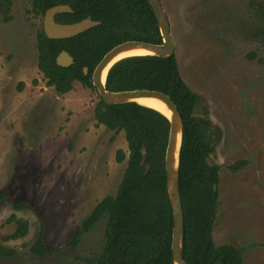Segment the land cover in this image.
<instances>
[{
    "label": "rangeland",
    "instance_id": "1",
    "mask_svg": "<svg viewBox=\"0 0 264 264\" xmlns=\"http://www.w3.org/2000/svg\"><path fill=\"white\" fill-rule=\"evenodd\" d=\"M182 79L200 97L195 115L220 134L211 156L220 168L216 247L264 264V0H161ZM0 242L21 264H86L105 245L107 216L86 222L119 192L129 161L125 133L98 127L100 96L80 82L60 95L39 70L43 17L32 0H0ZM11 20L6 22L5 19ZM25 84L22 92L19 85ZM126 154L119 163L117 152ZM246 161L233 173L229 167ZM24 202L27 209L15 211ZM15 215L29 223L24 238ZM45 232L47 254L31 247Z\"/></svg>",
    "mask_w": 264,
    "mask_h": 264
},
{
    "label": "trees",
    "instance_id": "2",
    "mask_svg": "<svg viewBox=\"0 0 264 264\" xmlns=\"http://www.w3.org/2000/svg\"><path fill=\"white\" fill-rule=\"evenodd\" d=\"M32 3L31 13L36 17H44L52 7L70 5L74 12L57 15V23L73 24L87 18L101 22L96 28L64 40H52L43 30L39 32V70L47 85L60 95L70 93L75 82L94 88V70L114 47L129 41L163 43L148 0H32ZM10 20V17L5 19L6 22ZM63 51L74 58V64L68 68L56 62ZM24 88L25 84L21 83L18 89L22 92ZM106 88L110 92L159 91L177 105L184 124L179 166L185 213L184 259L187 264H243L239 249L227 245L216 247L214 243L213 228L219 207V191L215 186L220 183V168L210 167L207 159L215 152L214 142H219L220 134L195 115L200 97L182 79L176 56L125 58L109 71ZM94 114L98 127L125 133L130 154L117 196L106 200L85 224V229H89L103 216L108 219L103 251L97 259L86 264H174L173 214L165 170L169 119L138 103L108 105L101 98ZM142 149L146 150L145 164H142ZM125 158V152L119 150L118 162H124ZM147 166H150L149 171ZM246 166L247 162L242 161L229 170L237 173ZM6 199V193H0V203ZM27 207L24 202L14 204L15 211ZM5 224L17 227L13 234L2 239L4 242L24 238L29 233V223L15 215ZM30 251L38 258L45 257L44 231ZM19 260V251L0 242V263L21 264Z\"/></svg>",
    "mask_w": 264,
    "mask_h": 264
},
{
    "label": "water",
    "instance_id": "3",
    "mask_svg": "<svg viewBox=\"0 0 264 264\" xmlns=\"http://www.w3.org/2000/svg\"><path fill=\"white\" fill-rule=\"evenodd\" d=\"M154 14L156 16L160 32L163 38L161 45L151 44L141 41H129L114 47L109 51L100 61L92 75L93 87L97 90L100 98L108 105H120L126 103H137L136 99L142 97H152L160 99L165 103L171 111V117H167L170 121V132L165 153V170L167 178V190L171 203L173 214V232H172V255L174 264H187L183 256V237L185 231V213L183 207V200L180 188V152L183 139V118L172 99L159 91L152 90H134L123 92H110L106 88V82L103 81V74L107 68L109 71L119 61L115 59L123 52L132 49H145L151 52L145 56H156L160 58H170L175 56L176 43L171 32L170 19L162 5L161 0H148ZM74 11L70 5H58L48 9L43 17V31L45 35L52 40H64L74 38L83 34L93 28L101 25L100 21H95L87 18L73 24L57 23L55 18L60 14H72ZM115 61V62H114ZM57 65L63 68H68L74 64V58L66 51H63L57 57ZM84 74H88V69H84ZM108 76V74H107ZM180 142L179 148L178 143ZM143 160L142 164L146 162V150L142 149ZM210 167H214L210 158L207 159ZM150 166H147L149 171ZM218 187L215 186V190ZM0 264H17L14 262H1Z\"/></svg>",
    "mask_w": 264,
    "mask_h": 264
},
{
    "label": "bare ground",
    "instance_id": "4",
    "mask_svg": "<svg viewBox=\"0 0 264 264\" xmlns=\"http://www.w3.org/2000/svg\"><path fill=\"white\" fill-rule=\"evenodd\" d=\"M149 54H151V52L148 50H145V49H132V50H128V51L121 53L115 59V61L125 59L128 57L145 56V55H149ZM108 70H109V68H107L103 74V81L104 82L107 78ZM135 102H137L138 104H140L142 106L156 110L166 117H171V111L168 109V107L165 105V103L163 101H161L160 99L152 98V97H145V98L142 97V98L136 99ZM179 145H180V142L178 143V148H179Z\"/></svg>",
    "mask_w": 264,
    "mask_h": 264
},
{
    "label": "built area",
    "instance_id": "5",
    "mask_svg": "<svg viewBox=\"0 0 264 264\" xmlns=\"http://www.w3.org/2000/svg\"><path fill=\"white\" fill-rule=\"evenodd\" d=\"M48 86V85H47ZM49 87V86H48Z\"/></svg>",
    "mask_w": 264,
    "mask_h": 264
},
{
    "label": "flooded vegetation",
    "instance_id": "6",
    "mask_svg": "<svg viewBox=\"0 0 264 264\" xmlns=\"http://www.w3.org/2000/svg\"><path fill=\"white\" fill-rule=\"evenodd\" d=\"M55 20H56V18H55Z\"/></svg>",
    "mask_w": 264,
    "mask_h": 264
}]
</instances>
